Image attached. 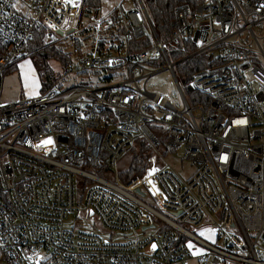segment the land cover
Instances as JSON below:
<instances>
[{
	"label": "built area",
	"instance_id": "1",
	"mask_svg": "<svg viewBox=\"0 0 264 264\" xmlns=\"http://www.w3.org/2000/svg\"><path fill=\"white\" fill-rule=\"evenodd\" d=\"M194 2L175 7L163 36L143 0L125 12L114 2L105 13L123 11L121 51L76 53L64 67L67 77L112 73L105 84L57 78L3 102L5 74L37 30L62 40L88 27H76L73 0H0V263L264 264V0ZM191 59L194 71L177 70ZM158 60L180 107L146 88L159 70L144 64ZM137 145L151 167L130 178L117 163ZM84 214L134 238L66 227Z\"/></svg>",
	"mask_w": 264,
	"mask_h": 264
},
{
	"label": "rangeland",
	"instance_id": "2",
	"mask_svg": "<svg viewBox=\"0 0 264 264\" xmlns=\"http://www.w3.org/2000/svg\"><path fill=\"white\" fill-rule=\"evenodd\" d=\"M135 1L136 0H119V2L122 5L123 11H127L133 8ZM102 3H103L102 8L103 7L109 8V6L114 3V0H102ZM104 15H106L105 12L102 14V17ZM148 27L151 26L148 24ZM89 36L90 35H88L87 33L80 32L78 33L77 36L74 35L72 36L73 43H71L70 40L66 39L67 41L66 46L68 47V50L73 51L74 55H76V53H79L78 51H82L84 54H86L88 52V46H89L88 44L90 42ZM77 40L83 44L81 46V50L76 43ZM44 51H45L44 53H46L48 49L45 48ZM48 52H50V50ZM31 54H33V52L27 51L25 57L20 62L15 63V65L13 64L7 70L3 84V96H2L3 102L15 101L25 97H37L38 95H40L41 81L37 68L35 66L38 57L32 56ZM48 65L53 67L56 77L60 79L64 87H72L73 85L76 84H86V85H91L93 87L102 86L106 82L99 78L107 76L109 74L111 77L112 75V73L110 72L109 73L101 72L100 75L97 76L95 75V77H93L92 75L89 76L70 75L67 77L64 67L61 66L60 63L54 61V59L49 60ZM144 67L147 70H159L157 74L153 75L147 81L146 88L149 91H161L163 93L168 94L172 99V101L175 103V105L180 107L182 105V99L179 89L174 81L172 73L167 69H165V63L163 62V60H158L155 62L144 64ZM89 79H91L93 83H91ZM112 80L117 81L118 79L112 78ZM141 86L142 87L144 86L143 82H141ZM136 147H134L130 151H127L126 154L118 161L117 166L120 172H124L128 170L130 166V162L132 161L134 156H139L141 153H144L146 155L147 167L148 168L151 167V162L149 161V155L151 154L153 155V153H151V150L147 147H142L141 145H137ZM172 163L176 169L180 168V163H178L177 160H173ZM185 167L186 169L190 168L189 165H185ZM143 189L145 195L142 196L141 199L148 205L152 207H156L154 200L147 194L145 188ZM75 218L76 216L68 217L65 222L66 227L70 228L74 225L75 229H79L80 224L84 221L90 225L94 223L96 228V233L114 242H123L124 240L130 241L131 239L134 238L133 236L122 237L116 234L115 232H111L104 229L101 223L98 222L97 217L96 219H93L94 222L90 217H87V214L80 215L77 220ZM0 264H4V263L1 262ZM180 264H199V263L195 262L194 260H191Z\"/></svg>",
	"mask_w": 264,
	"mask_h": 264
},
{
	"label": "trees",
	"instance_id": "3",
	"mask_svg": "<svg viewBox=\"0 0 264 264\" xmlns=\"http://www.w3.org/2000/svg\"><path fill=\"white\" fill-rule=\"evenodd\" d=\"M83 1L84 2L88 1L93 3L96 0H83ZM98 1H99L98 5L93 6V12L95 13V15L88 14L86 16L87 20H92L95 19V17H98V14L100 13V9H101V0ZM143 1L147 8L148 14L153 22V25L155 26L160 36L161 35L163 36V34L169 33L170 31L173 30L174 9L177 5L183 3H190L194 5L195 3L194 2L195 0H143ZM98 6L99 9L94 10L97 9ZM112 21L113 20L110 19L107 22V24L110 27H113L111 24ZM107 32L109 31L103 33H107ZM110 33H112L113 35L116 34L119 35L118 31L116 32L111 31ZM66 39L70 40L71 43H73L72 36H69ZM66 39L57 40L56 38H51L49 36L48 30L41 29L35 32L34 38L31 41H29L28 44L26 45V51L28 52L31 51L33 52V54H31L32 56L38 57L35 66L37 68L40 77L43 91H45L48 87H50L57 81V77L55 75L53 67L48 65L49 60L54 59V61L60 63V65L63 67H65L67 62L75 60L76 56L74 55V52L68 50V47L66 46L67 43ZM101 43H102V47H104L106 41L102 40ZM77 45L81 50V46L83 44L77 40ZM131 45L133 47V50L138 49V45L144 46V44L141 42H132ZM45 48H47L48 51L50 50V52L46 51V53H44ZM198 62L199 61L197 59L188 60L186 63L179 66L177 70L194 71L195 70L194 67L196 64H198ZM146 169H147V158L144 153H141L139 156H134V158L130 162L129 172L127 173L126 176L127 177L130 176V178L141 177L144 175Z\"/></svg>",
	"mask_w": 264,
	"mask_h": 264
},
{
	"label": "crops",
	"instance_id": "4",
	"mask_svg": "<svg viewBox=\"0 0 264 264\" xmlns=\"http://www.w3.org/2000/svg\"><path fill=\"white\" fill-rule=\"evenodd\" d=\"M73 1L76 3V5L78 7V11H80V21H79V24L76 27H110L107 24V22L110 19L113 20L112 23H111L113 27H120V25H118L117 22H116L117 21V18L115 16L116 15H119L120 16L123 13V11L121 10L122 6H121L120 10H112L110 12V10H111L110 9L109 10L110 13H107V15H104L102 17L103 11L106 8H104V7L102 8L103 3H102V0H101V9H102V11L100 9V13L98 14V17H95V19H92V20H87L86 19V16L88 14L95 15V13L93 12V6H97L98 3H99V1L96 0L93 3L92 2H88V1L83 2L82 0H73ZM116 1H117V3H119L121 5V3L119 2V0H114V2H116ZM112 6H113V4L110 5L109 8L112 7ZM98 9H99V6L97 7V9H94V10H98ZM104 25H106V26H104ZM82 31L83 30H80V31H78V33L82 32ZM78 52L81 53L80 51H78ZM41 87H42V85H41ZM40 90H41V88H40ZM191 260H194L195 262H198L196 258H191L189 261H191Z\"/></svg>",
	"mask_w": 264,
	"mask_h": 264
},
{
	"label": "bare ground",
	"instance_id": "5",
	"mask_svg": "<svg viewBox=\"0 0 264 264\" xmlns=\"http://www.w3.org/2000/svg\"><path fill=\"white\" fill-rule=\"evenodd\" d=\"M109 31L107 33H103ZM111 31H117L116 27H88L87 29L83 30L82 32L87 33L90 39L89 46H88V52L84 54L81 51V54L87 55L91 54L95 51L99 52H107V51H114L118 50L121 51V39L118 34L113 35L110 33ZM94 35V36H93ZM106 41V44L104 47H102L101 41Z\"/></svg>",
	"mask_w": 264,
	"mask_h": 264
},
{
	"label": "snow or ice",
	"instance_id": "6",
	"mask_svg": "<svg viewBox=\"0 0 264 264\" xmlns=\"http://www.w3.org/2000/svg\"><path fill=\"white\" fill-rule=\"evenodd\" d=\"M13 7H15V5H13ZM238 123H239V122H238ZM42 143H44V144H48V143H51V140H46V141H43ZM153 247H155V245H154Z\"/></svg>",
	"mask_w": 264,
	"mask_h": 264
},
{
	"label": "water",
	"instance_id": "7",
	"mask_svg": "<svg viewBox=\"0 0 264 264\" xmlns=\"http://www.w3.org/2000/svg\"><path fill=\"white\" fill-rule=\"evenodd\" d=\"M106 10H107V9H104L103 12H107ZM71 33H73V31H71ZM59 34H60V35H63L61 32H59Z\"/></svg>",
	"mask_w": 264,
	"mask_h": 264
}]
</instances>
